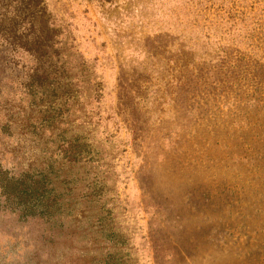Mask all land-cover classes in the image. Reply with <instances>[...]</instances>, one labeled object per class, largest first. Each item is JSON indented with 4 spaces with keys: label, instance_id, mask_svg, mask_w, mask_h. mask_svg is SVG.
Listing matches in <instances>:
<instances>
[{
    "label": "rangeland",
    "instance_id": "1",
    "mask_svg": "<svg viewBox=\"0 0 264 264\" xmlns=\"http://www.w3.org/2000/svg\"><path fill=\"white\" fill-rule=\"evenodd\" d=\"M0 264H264V0H0Z\"/></svg>",
    "mask_w": 264,
    "mask_h": 264
},
{
    "label": "trees",
    "instance_id": "2",
    "mask_svg": "<svg viewBox=\"0 0 264 264\" xmlns=\"http://www.w3.org/2000/svg\"><path fill=\"white\" fill-rule=\"evenodd\" d=\"M250 60V59H249Z\"/></svg>",
    "mask_w": 264,
    "mask_h": 264
}]
</instances>
